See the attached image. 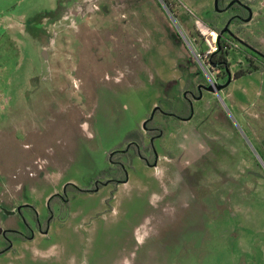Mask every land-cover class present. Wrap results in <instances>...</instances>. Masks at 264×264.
Listing matches in <instances>:
<instances>
[{"label": "rangeland", "instance_id": "rangeland-1", "mask_svg": "<svg viewBox=\"0 0 264 264\" xmlns=\"http://www.w3.org/2000/svg\"><path fill=\"white\" fill-rule=\"evenodd\" d=\"M157 1L0 0V264H264V64L205 90L213 0Z\"/></svg>", "mask_w": 264, "mask_h": 264}, {"label": "flooded vegetation", "instance_id": "flooded-vegetation-1", "mask_svg": "<svg viewBox=\"0 0 264 264\" xmlns=\"http://www.w3.org/2000/svg\"><path fill=\"white\" fill-rule=\"evenodd\" d=\"M219 1L220 0H213L212 10L215 14V17H214L215 18V27H216V13L218 15H220L218 18V25H219V23L223 24V25H221L219 27V30H212L209 27H207V28H209L210 30L215 32V47L216 48L212 54V58L216 59V63H215L216 67L223 69V73L225 75V80L223 79L222 84H220V85H223L228 80V74H230L227 67L224 65L225 64V57L224 56L228 53V51H227L228 46L232 45L236 49L241 48V50L242 49L248 50L256 56V59H258V60L260 59L261 61H264V52H260V51H257L256 49L252 48L248 44V42L244 41L243 38H241V36H240L242 26L246 25L248 22H250L252 20V16H251L250 20H247L249 17V13L251 12V14H252V10L250 8L249 2H247L245 0H225V7L224 8H218ZM235 5L239 9H236L234 7ZM221 16H223L222 18L225 20L224 23H221V20H220ZM231 26L234 27V29H235L234 31H232L230 29ZM243 53H244V57H247L249 55L248 53H245V52H243ZM250 56H252V55H250ZM203 87L206 90V88L208 86H203ZM200 88L201 87L197 88L198 92H200ZM191 96H194V94L192 93ZM190 109H191V105H190ZM10 231H15V230H10ZM6 240L8 241L9 239L6 238Z\"/></svg>", "mask_w": 264, "mask_h": 264}, {"label": "trees", "instance_id": "trees-1", "mask_svg": "<svg viewBox=\"0 0 264 264\" xmlns=\"http://www.w3.org/2000/svg\"><path fill=\"white\" fill-rule=\"evenodd\" d=\"M155 2H158L157 0H155ZM225 7V0H220L219 1V3H218V8H224ZM236 9H239L236 5L234 6ZM234 8V9H235ZM212 17H208V19L207 18H205L202 22H203V24L206 26V27H209L210 29H212V30H219V27H218V18H219V16L220 15H218L217 13H216V27H215V14H214V12L212 13ZM221 20V23H224L225 22V20L223 19V18H221L220 19ZM178 37V36H177ZM243 52H245V53H248L249 55H252L253 57H256L254 54H252L250 51H248V50H241V48H237V53H239V55L240 56H244V53ZM259 61H261L260 59H259ZM261 62H263V64H264V61H261ZM264 66H262V68H263ZM188 106H189V104H188ZM190 115H188L186 118H184V119H180V120H186L188 117H189ZM150 122V120H148V121H146L145 122V124H144V129L147 131L146 133H145V136H147L148 138L149 137H152V135H151V132L153 131H155L156 129H151V128H147V125H148V123ZM157 136V135H156ZM156 136H154V137H156ZM130 143V142H129ZM131 145L132 144H130V147H131ZM122 182H124V180L122 181ZM41 232H44V229H41L40 230ZM6 232H10L11 234H12V236H14V238H19V239H23V238H25V236H22V235H20L17 231H6ZM27 238H30V236L29 237H27ZM10 240H8L7 241V246H6V248L5 249H3L0 253H2V252H5V251H7L8 249H10Z\"/></svg>", "mask_w": 264, "mask_h": 264}, {"label": "crops", "instance_id": "crops-1", "mask_svg": "<svg viewBox=\"0 0 264 264\" xmlns=\"http://www.w3.org/2000/svg\"><path fill=\"white\" fill-rule=\"evenodd\" d=\"M55 24V22H49L48 24H47V29L48 30H51V28H53V26H54V24ZM8 26H6L5 24H3V22H2V24H1V22H0V30H3V29H5V28H7ZM46 29V25L44 26V28L42 29V30H40V35H39V37H38V39H39V42L40 43H38V53H42V56H43V58L45 59V61H55V59L57 58L56 57V52H57V39H55V37L52 39V42H51V45H50V47H45V41H44V37H45V33H43L45 30H47ZM36 40V39H35ZM32 81H34V85H35V87H36V89L38 90L39 89V85H40V77H39V75H37V77L36 78H33V80ZM2 84L3 85H1L2 86V88H4V86H6L7 84L9 85L10 84V80L9 79H7V80H5L4 78H3V82H2ZM0 89H1V87H0ZM1 107H3V105L1 106Z\"/></svg>", "mask_w": 264, "mask_h": 264}, {"label": "water", "instance_id": "water-1", "mask_svg": "<svg viewBox=\"0 0 264 264\" xmlns=\"http://www.w3.org/2000/svg\"><path fill=\"white\" fill-rule=\"evenodd\" d=\"M161 3V2H160ZM166 10V9H165ZM167 11V13H168V15H170V12L168 11V10H166ZM251 16H252V14H251V12L249 13V17H248V19L247 20H250L251 19ZM172 20L174 21V23H175V20L172 18ZM176 24V23H175ZM227 26V25H226ZM177 28H178V26H177ZM179 29V28H178ZM180 36H181V38H183V40H184V42L186 43V45L191 49V46H190V44H189V42L187 41V39L185 38V36L183 35V33L179 30V33H178ZM256 52V51H255ZM230 81H231V76H230V74H228V80L226 81V83L225 84H223V85H217L216 83H213V85H214V87H215V89L213 90V87L212 86H208L207 88H206V90L207 91H209V92H218V91H220V90H222L223 88H225L229 83H230ZM191 118V115L186 119V120H189Z\"/></svg>", "mask_w": 264, "mask_h": 264}, {"label": "built area", "instance_id": "built-area-1", "mask_svg": "<svg viewBox=\"0 0 264 264\" xmlns=\"http://www.w3.org/2000/svg\"><path fill=\"white\" fill-rule=\"evenodd\" d=\"M161 2V1H160ZM5 101V99L1 96V94H0V106H2L3 105V102Z\"/></svg>", "mask_w": 264, "mask_h": 264}]
</instances>
